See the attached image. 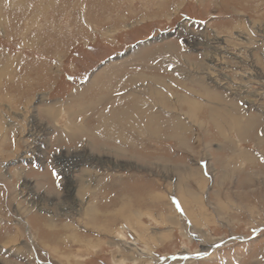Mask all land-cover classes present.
Segmentation results:
<instances>
[{
    "label": "rangeland",
    "instance_id": "1",
    "mask_svg": "<svg viewBox=\"0 0 264 264\" xmlns=\"http://www.w3.org/2000/svg\"><path fill=\"white\" fill-rule=\"evenodd\" d=\"M0 87V264H264V0H0Z\"/></svg>",
    "mask_w": 264,
    "mask_h": 264
},
{
    "label": "bare ground",
    "instance_id": "2",
    "mask_svg": "<svg viewBox=\"0 0 264 264\" xmlns=\"http://www.w3.org/2000/svg\"><path fill=\"white\" fill-rule=\"evenodd\" d=\"M149 1V0H148ZM115 4V3H114ZM140 4H141V2H140ZM148 5V4H147ZM151 5V4H150ZM123 6V5H122ZM132 7V6H131ZM130 8V7H129ZM113 9V8H112ZM117 10V9H116ZM124 18V17H123ZM2 20V19H1ZM120 21V20H119ZM115 22V21H114ZM135 48V47H134ZM5 67V66H4ZM3 67V68H4ZM2 68V69H3ZM6 68V67H5ZM8 69V68H7ZM7 72V71H6ZM12 72V71H11ZM26 73V72H25ZM140 73V72H139ZM9 74V73H8ZM3 79V78H2ZM12 79V78H11ZM14 79V78H13ZM202 80V79H201ZM137 82V81H136ZM23 84V83H22ZM37 84V83H36ZM4 85V84H3ZM12 86V85H11ZM14 86V85H13ZM1 88V87H0ZM98 90V89H97ZM143 90V89H142ZM206 93V92H205ZM8 95V94H7ZM9 96V95H8ZM9 98V97H8ZM6 99H7V97H6ZM103 99V98H102ZM10 100V99H9ZM66 102H68V101H66ZM11 104V103H10ZM138 108V107H137ZM112 111V110H111ZM140 111V110H139ZM143 112V111H142ZM141 112V113H142ZM136 114V113H135ZM138 114H136V116H137ZM229 115V114H228ZM134 117H135V115H133ZM139 116V115H138ZM222 116V115H221ZM229 117H231V116H229ZM233 117V116H232ZM225 119H226V117H225ZM230 119V118H229ZM227 120V119H226ZM225 121V120H224ZM225 123V122H224ZM102 124H104V123H102ZM152 125V124H151ZM245 125H246V123H245ZM105 126V125H104ZM248 126V125H247ZM246 128V127H245ZM221 130V129H220ZM242 130V129H241ZM247 130V129H246ZM101 131V130H100ZM1 132H3V131H1ZM106 132V131H105ZM123 132V131H122ZM101 133H102V131H101ZM5 134V133H4ZM67 136V135H66ZM69 139V138H68ZM57 141V140H56ZM128 142V141H127ZM102 146V145H101ZM93 150V149H92ZM98 180V179H97ZM109 182V181H108ZM77 183V182H76ZM86 186V185H85ZM69 189V188H68ZM81 190V189H80ZM83 192H85V191H83ZM82 193V192H81ZM90 197V196H89ZM185 198V197H184ZM185 202V201H184ZM134 203V202H133ZM125 206V205H124ZM137 206V205H136ZM130 210H129V212H128V215H129V217L130 218H128V216L125 214V213H123V215L125 214L126 216H127V219L129 220V221H131L132 220V218L133 217H137V214L136 213H138V212H134V211H132V208L130 207L129 208ZM196 209V208H195ZM92 210H93V208H91L89 211H88V213H89V215L91 214L90 212H92ZM189 210V209H188ZM195 211V210H194ZM124 212V211H123ZM194 213V212H193ZM92 215V214H91ZM183 215V214H182ZM132 217V218H131ZM187 217V216H186ZM126 219V218H125ZM124 221V220H123ZM133 222V221H132ZM131 222V223H132ZM135 222H137V220L135 221ZM134 223V222H133ZM199 226V225H198ZM30 228V227H29ZM32 238V237H31ZM178 263V262H177Z\"/></svg>",
    "mask_w": 264,
    "mask_h": 264
}]
</instances>
